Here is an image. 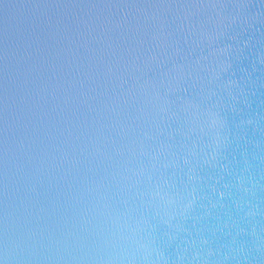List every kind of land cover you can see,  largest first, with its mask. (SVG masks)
Returning <instances> with one entry per match:
<instances>
[{
    "label": "water",
    "instance_id": "obj_1",
    "mask_svg": "<svg viewBox=\"0 0 264 264\" xmlns=\"http://www.w3.org/2000/svg\"><path fill=\"white\" fill-rule=\"evenodd\" d=\"M0 264H264V0H0Z\"/></svg>",
    "mask_w": 264,
    "mask_h": 264
}]
</instances>
